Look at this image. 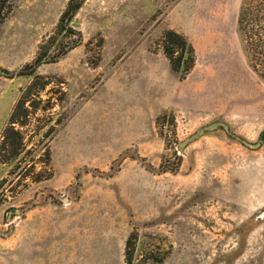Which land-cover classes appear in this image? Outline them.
I'll return each mask as SVG.
<instances>
[{"label": "rangeland", "instance_id": "1", "mask_svg": "<svg viewBox=\"0 0 264 264\" xmlns=\"http://www.w3.org/2000/svg\"><path fill=\"white\" fill-rule=\"evenodd\" d=\"M67 1L9 0L0 19V264H127L130 237L133 264H264V142L218 128L178 149L215 118L264 132L241 0H85L61 20ZM167 29L193 47L184 78ZM35 75L49 83L12 155Z\"/></svg>", "mask_w": 264, "mask_h": 264}, {"label": "trees", "instance_id": "2", "mask_svg": "<svg viewBox=\"0 0 264 264\" xmlns=\"http://www.w3.org/2000/svg\"><path fill=\"white\" fill-rule=\"evenodd\" d=\"M84 1L68 0L61 20L64 18L70 20ZM8 2L9 0H0V19H3L10 11ZM236 26L246 52L248 66L264 83V0H241ZM163 52L172 70L180 78H184L193 67L194 50L192 45L182 34L172 29H167L163 34ZM38 80L39 77L35 75L34 79L24 89L10 114L8 126L4 130L2 146L6 149L10 148L12 155H17L24 146L22 133L19 128L27 125V118L31 113L28 107H25V104L28 102L30 107L35 110L36 106L31 96L33 91L39 94L49 83V81L39 83ZM38 84L39 86H37ZM11 134L16 137L14 145H8L6 142ZM177 169V166L174 168H165L163 166L161 172H175ZM130 247L131 237L126 242L125 260L127 264H133Z\"/></svg>", "mask_w": 264, "mask_h": 264}, {"label": "water", "instance_id": "3", "mask_svg": "<svg viewBox=\"0 0 264 264\" xmlns=\"http://www.w3.org/2000/svg\"><path fill=\"white\" fill-rule=\"evenodd\" d=\"M219 127H222L231 138L238 140L239 142H241L242 144H244L248 148H257L261 144L260 140L257 141L256 143L248 142L247 140H245L241 136L235 134L232 131V128H230L226 122L222 121L219 118H215L214 120L200 126L193 133H191L189 136H187L181 142H179L178 149H180V150L184 149L189 143L197 140L198 138H200L201 136H203L207 132H211V131L218 129ZM263 215H264V213L261 214V216H263Z\"/></svg>", "mask_w": 264, "mask_h": 264}, {"label": "flooded vegetation", "instance_id": "4", "mask_svg": "<svg viewBox=\"0 0 264 264\" xmlns=\"http://www.w3.org/2000/svg\"><path fill=\"white\" fill-rule=\"evenodd\" d=\"M219 128H222V127H219ZM261 141V143L262 142H264V132H262L261 134H260V136H259V138H258V141Z\"/></svg>", "mask_w": 264, "mask_h": 264}]
</instances>
